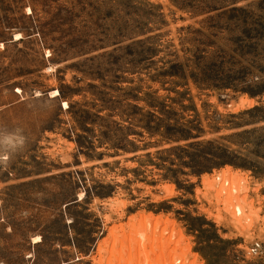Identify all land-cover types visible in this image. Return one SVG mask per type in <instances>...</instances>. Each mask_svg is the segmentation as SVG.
Returning <instances> with one entry per match:
<instances>
[{
  "label": "rangeland",
  "instance_id": "rangeland-1",
  "mask_svg": "<svg viewBox=\"0 0 264 264\" xmlns=\"http://www.w3.org/2000/svg\"><path fill=\"white\" fill-rule=\"evenodd\" d=\"M7 133L0 264H264V0H0Z\"/></svg>",
  "mask_w": 264,
  "mask_h": 264
},
{
  "label": "clouds",
  "instance_id": "clouds-1",
  "mask_svg": "<svg viewBox=\"0 0 264 264\" xmlns=\"http://www.w3.org/2000/svg\"><path fill=\"white\" fill-rule=\"evenodd\" d=\"M25 139L19 133H7L0 136V147H6L7 151L0 152V166H7L9 161V152L23 146Z\"/></svg>",
  "mask_w": 264,
  "mask_h": 264
},
{
  "label": "built area",
  "instance_id": "built-area-1",
  "mask_svg": "<svg viewBox=\"0 0 264 264\" xmlns=\"http://www.w3.org/2000/svg\"><path fill=\"white\" fill-rule=\"evenodd\" d=\"M264 251L263 245L261 242L254 241L248 247V253H251L254 256H260Z\"/></svg>",
  "mask_w": 264,
  "mask_h": 264
},
{
  "label": "bare ground",
  "instance_id": "bare-ground-1",
  "mask_svg": "<svg viewBox=\"0 0 264 264\" xmlns=\"http://www.w3.org/2000/svg\"><path fill=\"white\" fill-rule=\"evenodd\" d=\"M52 92H55V94L54 95H57V91L56 90H54V91H52ZM148 218V217H147ZM150 218V217H149ZM156 220H158V219H156ZM147 221V220H146ZM162 222V221H161ZM164 222V221H163ZM162 222V223H163ZM166 222H164V224H165ZM158 225V224H157Z\"/></svg>",
  "mask_w": 264,
  "mask_h": 264
}]
</instances>
